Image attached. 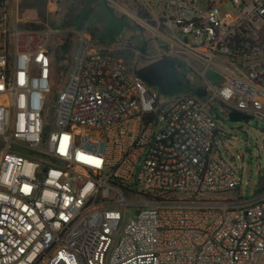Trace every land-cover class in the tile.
I'll return each instance as SVG.
<instances>
[{
  "label": "built area",
  "instance_id": "2783aa9c",
  "mask_svg": "<svg viewBox=\"0 0 264 264\" xmlns=\"http://www.w3.org/2000/svg\"><path fill=\"white\" fill-rule=\"evenodd\" d=\"M229 1L223 14L221 0H135L123 12L137 44L67 30L49 122L63 31L0 0V264H264V187L228 195L242 177L215 147L214 116L220 104L264 125V0ZM161 59L205 88L160 97L137 70Z\"/></svg>",
  "mask_w": 264,
  "mask_h": 264
},
{
  "label": "rangeland",
  "instance_id": "374dc122",
  "mask_svg": "<svg viewBox=\"0 0 264 264\" xmlns=\"http://www.w3.org/2000/svg\"><path fill=\"white\" fill-rule=\"evenodd\" d=\"M220 9L223 14L233 11L229 0H221ZM135 0H20V8L34 20L33 24L49 26L56 33L51 38L54 78L53 93L49 98L45 120L53 121L55 97L63 88L70 67V43H67V30H86L92 34L94 41L102 44L116 42L118 38H128L137 44V29L129 15L135 10ZM87 14V15H86ZM66 40V41H65ZM150 53L154 50L150 49ZM151 62H145L147 65ZM168 86L157 84L152 89L160 97H174L190 91L204 89L206 82L197 73L177 63L170 67L166 74ZM208 80L215 74L206 72ZM217 118L218 133L215 136V147L227 163L242 177V186L228 192L232 197L254 198L264 187V125L257 124L250 118L248 121H231L220 104L214 112ZM218 197L221 194H209ZM183 200L197 201L203 196L180 195ZM138 199V198H137ZM135 209L127 208L123 225L136 215Z\"/></svg>",
  "mask_w": 264,
  "mask_h": 264
},
{
  "label": "water",
  "instance_id": "95a60500",
  "mask_svg": "<svg viewBox=\"0 0 264 264\" xmlns=\"http://www.w3.org/2000/svg\"><path fill=\"white\" fill-rule=\"evenodd\" d=\"M170 66V61L161 59L149 63L137 70V74L151 86L167 83V69Z\"/></svg>",
  "mask_w": 264,
  "mask_h": 264
},
{
  "label": "trees",
  "instance_id": "16d2710c",
  "mask_svg": "<svg viewBox=\"0 0 264 264\" xmlns=\"http://www.w3.org/2000/svg\"><path fill=\"white\" fill-rule=\"evenodd\" d=\"M31 27L41 28L42 25L31 24ZM226 114H227L228 119H230L231 121H242V120L248 121L249 120V117H247L241 113H238L236 111L226 112Z\"/></svg>",
  "mask_w": 264,
  "mask_h": 264
},
{
  "label": "flooded vegetation",
  "instance_id": "af4514ba",
  "mask_svg": "<svg viewBox=\"0 0 264 264\" xmlns=\"http://www.w3.org/2000/svg\"><path fill=\"white\" fill-rule=\"evenodd\" d=\"M167 74V73H166ZM167 77V76H166ZM168 79V78H167Z\"/></svg>",
  "mask_w": 264,
  "mask_h": 264
}]
</instances>
